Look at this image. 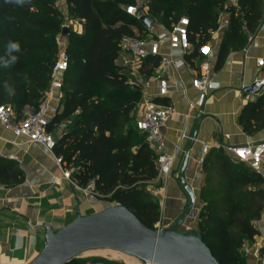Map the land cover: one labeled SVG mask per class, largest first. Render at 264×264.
Masks as SVG:
<instances>
[{
  "label": "trees",
  "instance_id": "obj_1",
  "mask_svg": "<svg viewBox=\"0 0 264 264\" xmlns=\"http://www.w3.org/2000/svg\"><path fill=\"white\" fill-rule=\"evenodd\" d=\"M75 19L84 24L82 34H72L73 47L64 74V110L50 121L68 120L67 131L58 140L56 152L82 186L108 195L115 203L132 209L149 227L155 228L161 209L148 185L157 178L156 157L147 136L134 121V108L142 99V87L131 84L118 65L120 42L136 29L146 31L139 14L128 5L137 0H65ZM228 0H149V14L163 16L170 28L187 15L190 40L197 49L220 26ZM58 0H29L23 6L0 0V103L11 102L18 112L26 105L38 108L49 88L59 55L57 35L63 30L64 13ZM230 28L222 42L218 66L229 52L246 42L264 16V0H238L231 6ZM136 28V29H135ZM10 43L20 50L8 52ZM15 56L16 60L11 61ZM141 69L151 75L160 57L144 60ZM9 62L5 67L4 63ZM12 90L9 94L8 89ZM107 85L109 89H99ZM264 95V93H263ZM249 101L241 123L253 133L264 127V96ZM142 133L144 136H142ZM206 174L201 188L199 232L222 264H247L241 248L245 239L260 231L256 221L264 213L263 177L224 148L210 151L203 165ZM25 171L13 159L0 155V183L20 184ZM264 254V245L260 249ZM73 258L67 264H79Z\"/></svg>",
  "mask_w": 264,
  "mask_h": 264
},
{
  "label": "crops",
  "instance_id": "obj_2",
  "mask_svg": "<svg viewBox=\"0 0 264 264\" xmlns=\"http://www.w3.org/2000/svg\"><path fill=\"white\" fill-rule=\"evenodd\" d=\"M63 1L68 8L66 1ZM237 4L238 0L227 1V8L220 16L219 28L212 31L211 38L206 42L214 51L210 76L217 87L209 91L201 107L195 106L200 91L193 84L201 62L196 42L191 40L190 49L183 52L174 51L169 39H165L161 47L162 52L174 59L182 58L185 63L164 68L161 66V57L157 55L160 61L151 75L142 72L141 69L145 65L143 63L141 66L126 65L125 61L132 58L129 53L121 51L116 60L127 77L134 76L142 87L140 108L146 101L151 100L174 109L163 127L166 152L176 156L173 172L166 177L150 181V185H159L163 198L159 227L170 226L189 204V195L180 182L181 169L187 155L189 161L186 179L195 190L196 204L183 225L184 229L199 231L201 188L206 176L203 165L208 153H218L220 148H224L229 155L234 156L229 152V146L264 141V127L248 133L241 123V115L248 102L264 93L263 91L257 96L246 98L242 92L243 84L264 77V66L258 65V59L264 58V16L255 32L246 31V42H239L238 46L229 52L224 64L218 66L220 48L232 18V12L228 11V8ZM146 7L149 9L148 5ZM155 19L153 26H147V37H156L171 29L163 16ZM161 76L168 79L169 92L166 95L160 94ZM63 94L62 89L55 88L49 95L50 121L64 110ZM31 109L34 108L26 105L18 113L22 115ZM67 123L68 120H62L53 124L51 131L57 140L67 131ZM205 145L210 146L207 152L204 151ZM0 155L16 160L26 175L24 182L20 184L0 183V264H27L34 259L44 247L43 224L48 223L57 230L73 221L78 211L86 215L115 204L103 203L97 197L100 194L94 191L93 183L82 186L75 179L72 181L65 178L64 166H60L56 160L59 155L56 149L50 151L38 143H30L26 137L17 136L13 130L2 124ZM258 229L260 232L245 239L241 248L247 264H264V254L260 252L264 245V226L260 225ZM126 255L133 258L128 259L127 264H145L133 255ZM79 264L104 263L82 260Z\"/></svg>",
  "mask_w": 264,
  "mask_h": 264
},
{
  "label": "built area",
  "instance_id": "obj_3",
  "mask_svg": "<svg viewBox=\"0 0 264 264\" xmlns=\"http://www.w3.org/2000/svg\"><path fill=\"white\" fill-rule=\"evenodd\" d=\"M126 10L130 14H137L138 7L128 5ZM79 22L80 20H76ZM80 28H84L83 22L80 21ZM190 18L187 15L182 16L172 28L155 36L147 38L125 36L120 42L122 52L131 54V60H126L125 64L130 66H141L145 59L151 55L161 57V66L164 68L171 65L181 66L185 60L174 59L169 54L162 52L161 47L165 39H169L171 48L174 51H187L191 47ZM81 33V29H80ZM201 62L198 67V74L193 79L194 86L199 89L200 93L195 106H203L207 94L210 90L217 87L216 82L210 76V63L213 56V48L209 43H204L199 47ZM70 55L67 49L59 52L56 63L52 71V79L49 88L45 92L40 105L36 109H31L20 115L16 107L10 103H0V124L14 131L17 136H24L30 143H38L50 151H55L58 140L51 130L50 124V94L53 89H62L64 83V74L68 69ZM258 65L264 66V58L258 59ZM264 91V77L256 78L251 83L242 85V92L246 98H252ZM49 92V93H48ZM169 92L168 79L160 77V94L166 95ZM174 109L168 105L155 103L151 100L146 101L141 108V115L136 123L138 129L145 133L151 148L156 157L158 168L157 179L166 177L173 172V166L176 160L175 154L166 152V142L163 133V127L173 114ZM185 136V134L183 135ZM210 146L205 145L204 151H209ZM234 157L246 163L253 171L263 177L264 186V141L234 145L228 147ZM243 153V155H241ZM57 163L64 166L63 175L65 178L73 181L72 171L65 167V160L62 155L56 156Z\"/></svg>",
  "mask_w": 264,
  "mask_h": 264
},
{
  "label": "water",
  "instance_id": "obj_4",
  "mask_svg": "<svg viewBox=\"0 0 264 264\" xmlns=\"http://www.w3.org/2000/svg\"><path fill=\"white\" fill-rule=\"evenodd\" d=\"M231 11V7L228 8ZM151 27L155 17L141 14ZM69 26L62 33L71 34ZM187 155L180 182L189 195V204L168 227H149L126 205L115 203L83 215L55 230L45 223V242L41 252L27 264H67L76 256L93 249H111L141 259L145 264H222L199 231L181 226L196 204L194 188L187 182Z\"/></svg>",
  "mask_w": 264,
  "mask_h": 264
},
{
  "label": "rangeland",
  "instance_id": "obj_5",
  "mask_svg": "<svg viewBox=\"0 0 264 264\" xmlns=\"http://www.w3.org/2000/svg\"><path fill=\"white\" fill-rule=\"evenodd\" d=\"M59 4L58 6L64 13L63 17V25L69 26L70 29L72 30L71 34H63L62 32L57 35V42L59 45V52L62 49H69V47H73V40H72V34H82L84 32V28H80L79 22H77L74 17V15L71 14L69 7H65L64 1L63 0H58ZM138 1V10L137 14H149V9L146 7L150 2L149 0H137ZM168 1V0H165ZM58 3V2H57ZM157 18H160V16H157ZM169 26H171L169 24ZM81 29V33H80ZM136 29V28H135ZM134 37H143L147 38L148 33L146 31L139 32L138 29H136V34L133 35ZM58 52V53H59ZM129 81L131 84H138L137 80L134 76H129ZM99 89L107 90L109 87L107 85H102L101 87L99 86ZM141 100V99H140ZM140 102V101H139ZM139 102L134 108V121L137 120L139 117V112H140V105ZM142 136H144L142 133H140ZM74 168L71 169L72 173L74 172ZM159 185H148V189L154 198L160 206L161 209V214H162V209H163V203H162V195L160 194V188L158 187ZM158 190V191H157ZM99 199L103 201L105 204H112L114 203V200H112L108 195H98ZM161 219V217H160ZM160 221V220H159ZM159 221L155 224V227H159ZM256 225L259 228L260 225L264 226V213L261 219L256 221ZM185 225H183L181 228L184 229ZM128 259H133L131 256L126 255L125 253L116 251V250H111V249H93L86 251L78 256L75 257V261L81 262L82 260H91V261H100L104 264H127Z\"/></svg>",
  "mask_w": 264,
  "mask_h": 264
},
{
  "label": "clouds",
  "instance_id": "obj_6",
  "mask_svg": "<svg viewBox=\"0 0 264 264\" xmlns=\"http://www.w3.org/2000/svg\"><path fill=\"white\" fill-rule=\"evenodd\" d=\"M6 2H11V3H15L16 5H20L23 6L24 4L28 3L29 0H6ZM13 50L15 51H19L20 50V45L18 43H10L8 46V52L11 53ZM16 60V57L13 56L11 61L14 62ZM9 62H5L4 66L6 67L8 65ZM6 89H8L7 84L5 85ZM9 94H12V90L8 89Z\"/></svg>",
  "mask_w": 264,
  "mask_h": 264
},
{
  "label": "snow or ice",
  "instance_id": "obj_7",
  "mask_svg": "<svg viewBox=\"0 0 264 264\" xmlns=\"http://www.w3.org/2000/svg\"><path fill=\"white\" fill-rule=\"evenodd\" d=\"M241 155H243V153H241Z\"/></svg>",
  "mask_w": 264,
  "mask_h": 264
}]
</instances>
